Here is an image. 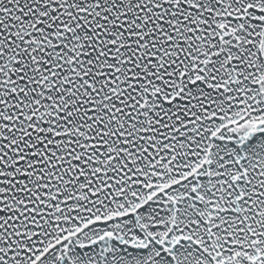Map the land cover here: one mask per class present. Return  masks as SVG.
<instances>
[{
  "label": "snow or ice",
  "instance_id": "snow-or-ice-1",
  "mask_svg": "<svg viewBox=\"0 0 264 264\" xmlns=\"http://www.w3.org/2000/svg\"><path fill=\"white\" fill-rule=\"evenodd\" d=\"M0 264H264V0H0Z\"/></svg>",
  "mask_w": 264,
  "mask_h": 264
}]
</instances>
